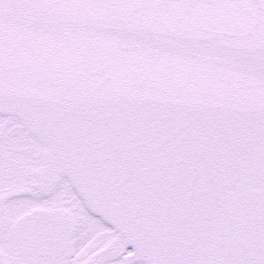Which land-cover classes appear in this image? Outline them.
<instances>
[{
  "label": "snow or ice",
  "instance_id": "obj_1",
  "mask_svg": "<svg viewBox=\"0 0 264 264\" xmlns=\"http://www.w3.org/2000/svg\"><path fill=\"white\" fill-rule=\"evenodd\" d=\"M0 264H264V0H0Z\"/></svg>",
  "mask_w": 264,
  "mask_h": 264
}]
</instances>
